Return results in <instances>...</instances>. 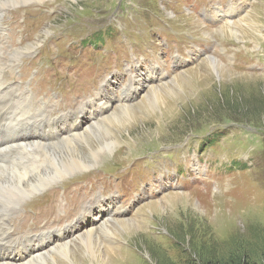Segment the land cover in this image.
I'll list each match as a JSON object with an SVG mask.
<instances>
[{
	"label": "rangeland",
	"instance_id": "1",
	"mask_svg": "<svg viewBox=\"0 0 264 264\" xmlns=\"http://www.w3.org/2000/svg\"><path fill=\"white\" fill-rule=\"evenodd\" d=\"M16 3L0 19L1 59L9 67L0 77V108L15 96L22 132L28 116L25 100L32 106L46 104L57 118L88 103L103 84L112 82L110 97L115 101L107 114L112 107L136 102L138 95L133 101L116 100L123 94L118 86L130 80L135 85L141 80L140 87L146 89L172 83L178 75L185 82L180 80L175 94L136 108V116L114 128L115 136L93 137V151L107 150L116 139L120 144L101 165L24 199L9 217V232L34 236L64 230L102 194L104 201L116 199L104 220L139 221L140 229L113 243L128 250L122 264H232L239 257L245 264H264V0ZM228 23L234 24L232 34L221 32ZM29 44L13 65L11 53ZM207 57L223 67L211 64L202 68L203 75L183 72ZM46 64L51 66L45 70ZM154 67L158 74L151 77ZM21 84L31 85V98L21 94ZM16 136L0 130L1 138ZM85 147L84 160L89 162ZM69 159H55L60 163L55 170ZM165 193L188 198L174 200L164 213L150 214L153 206L148 202L165 205ZM60 242L56 239L49 247ZM75 250L82 264H91L84 249ZM57 255L62 264H76L62 251Z\"/></svg>",
	"mask_w": 264,
	"mask_h": 264
},
{
	"label": "bare ground",
	"instance_id": "2",
	"mask_svg": "<svg viewBox=\"0 0 264 264\" xmlns=\"http://www.w3.org/2000/svg\"><path fill=\"white\" fill-rule=\"evenodd\" d=\"M16 1L0 0V19L2 12L6 8L17 5L18 2L16 3ZM19 1L25 2V0ZM233 25L225 24L221 32L232 34ZM48 32L47 29L45 32L38 33L37 39H35L43 38ZM30 46L29 44L25 47L16 48L11 53V59H14L12 61L16 60L12 63L13 65L21 61L17 58L24 51L29 50ZM1 55H4L3 51L0 52V77L9 68H5V62H2ZM20 58L22 57L20 56ZM179 60L181 63L187 64L185 59L180 58ZM211 64L219 68L223 67L216 58L207 57L202 58L194 67H189L183 72L191 71L192 75H203L202 68L207 70ZM156 68L154 67L153 72L150 71L151 77L154 73L158 74ZM126 69L130 73L132 72L129 66ZM160 75L164 76L163 72ZM180 80L183 83L185 82L184 75L176 76L172 83L167 82L161 86H148L147 89L144 86L140 87L142 85L141 80H138L137 85L130 80L127 85L118 86V89L123 90L122 96H118L123 97V101H133V98L138 95L136 102L132 105L122 104L118 107H112L105 114L115 101L113 97H110L115 88H113L112 82H109L108 87L107 84L103 85L102 89L97 92L96 97L90 96L88 98L89 104L82 103L79 106L80 108L64 112L56 121L49 122L50 131L46 139L36 136L35 139L27 140L28 138L24 136L18 119L21 113L20 104L16 101L14 95L11 96L9 103L0 108V128L17 133V137L12 140L13 143L0 137V264H62L57 255L58 251H62V254H65L66 257H69L76 264H82L83 262L77 257L78 250L76 251L75 248L84 249L91 264L125 263L129 258V256L127 257L129 254L128 250H124L118 244L114 245L113 243H118L117 238L123 236V234L135 233L137 229H140V226L138 224L139 221L135 218L104 220V218L111 215L110 213L114 209L116 202L115 198L110 201H104L105 198H102L103 195L100 194L94 203H88L87 206H84L82 215L67 224L64 230L47 231L34 236L28 234L13 236L9 232V217L12 216L14 211H18L22 201L31 195L44 192L58 180L74 173H81L88 168L101 165L105 157L115 153V149H117L120 142L116 139L108 144L107 150L98 152L91 149L90 141L92 138H96L99 135L105 138H110L112 135L115 136L113 134L114 128L123 120H127L129 115L134 114L136 116L138 112L136 108L149 104L155 97L159 98L175 94L177 91L175 89L180 86ZM29 86L31 85L29 84ZM145 89L146 91H144ZM110 90H112V93ZM21 94L27 99L29 98V94L25 91H21ZM118 96H116V100H118ZM99 98H103V101L95 103ZM104 114L105 116H103ZM45 121H50V119L46 120L43 117L39 122L29 123L28 126L40 128L43 125L42 122ZM85 145L88 152L90 151L87 154L91 155L89 162L84 160V157H86L84 154ZM10 148H15V152H8ZM67 156L70 157L67 163L55 170L60 163L54 160ZM47 186L49 187L46 188ZM80 187H86V185L82 184ZM187 198L186 194L181 193L166 194L163 198V201L165 200L166 202L165 205H162V201L148 202L153 206L149 212L152 215L162 211L164 213L167 210L166 207L171 206L174 200L179 201ZM95 210H97L96 213ZM107 211L110 213H107ZM83 227L87 228L79 232V229ZM75 233L78 234L74 238L72 237L73 239L70 238ZM102 235L108 239L106 243L103 241ZM56 239L61 240V242L49 247L52 241L54 242ZM64 240L66 241L63 242ZM76 241H78V245ZM26 243H29L28 246ZM99 244H101L100 246L104 245V251L108 252L107 255H104L106 252L100 249Z\"/></svg>",
	"mask_w": 264,
	"mask_h": 264
},
{
	"label": "trees",
	"instance_id": "3",
	"mask_svg": "<svg viewBox=\"0 0 264 264\" xmlns=\"http://www.w3.org/2000/svg\"><path fill=\"white\" fill-rule=\"evenodd\" d=\"M232 261H234V260H232ZM241 261H243V262H241ZM245 263H246V261L243 260L242 257H239L232 264H245ZM193 264H222V263H220L219 261H206V260L205 261H202V260H199V262H194Z\"/></svg>",
	"mask_w": 264,
	"mask_h": 264
}]
</instances>
